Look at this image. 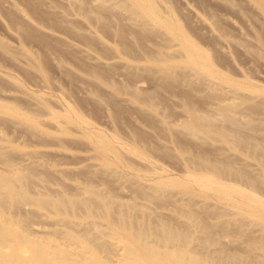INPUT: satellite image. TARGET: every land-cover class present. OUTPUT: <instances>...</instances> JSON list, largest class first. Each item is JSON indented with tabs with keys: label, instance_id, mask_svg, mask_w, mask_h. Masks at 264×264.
<instances>
[{
	"label": "rangeland",
	"instance_id": "374dc122",
	"mask_svg": "<svg viewBox=\"0 0 264 264\" xmlns=\"http://www.w3.org/2000/svg\"><path fill=\"white\" fill-rule=\"evenodd\" d=\"M9 1L15 3L18 10L21 8L22 12L21 10L15 12L13 11L15 8L11 4L8 6L9 3H3ZM64 1L0 0V116H5L4 113L7 112H9L8 115L11 114L9 117H6V114V118H3L4 120L8 118V121L0 120V141L2 144L5 141L8 143L9 148H11V145L14 148L18 146V148H27L25 151L37 150L38 147L39 150H44L45 160L49 158V161L46 160L50 162L49 165L59 161V164L57 162L52 165L55 167L66 163L71 167L73 166L72 168L67 165L63 166L64 164L61 166L68 167V173H66V169L64 172L67 176L63 174L68 182H65L66 180L62 177L63 171L59 172L60 174L57 173L60 176L56 175L51 179L52 186L55 179L63 180V184L54 182V186L62 184V188L53 187L60 190V192L64 189L65 191L62 192H66L65 195L68 192L73 194L72 191L78 189V187L75 189L76 184L80 182L81 185L78 184V186L83 185L86 188L82 187L85 189L84 192H81L82 189L81 191L78 189L77 195L78 193L82 196L85 194L87 197L86 194L88 193L89 196L91 189L97 191L99 188L98 191L101 192L98 193L103 194L101 196L106 197V199L108 197L113 198L114 201L108 199L109 202L113 203H108V206H105L102 210L106 217L95 218L101 221L102 226L100 225L101 229L99 228V230L102 231L104 228L102 232H105V228L109 230L105 226V223H107L105 220L109 214L110 222L114 221V224L109 222V225H112L114 229L117 228L119 235L122 237L123 230L119 226L121 225L119 219L116 218L117 214V217L121 215L122 211L120 210H123L118 207L120 206L119 201L122 199L123 202L134 203L136 204L135 208L138 207L134 208V211L132 210V214L136 217V224H139V228L143 224L155 226L157 223H164L176 233L189 236L186 238H190L192 241L188 247L193 250L196 256L205 255L212 250L216 251V254L213 253L215 258L210 255L209 263L221 264L222 262V264H230L228 263L230 261L223 263V260L226 259H221L220 256L234 250L236 253L238 251L241 253L238 254L244 257L245 262L250 263V258L252 259L255 256L254 259H256L257 254V264H264V218L262 215L258 212L250 215L245 208L227 203L219 195L212 192L210 188L216 182V177L203 173L201 178L195 176L200 172L194 170L192 163L188 162V157L202 155L220 162L233 163L237 167L243 168L251 179L257 178V185L251 186L240 179L232 177H226L222 179V182L226 187L239 189L256 197L258 207L264 205V153L262 151L264 147V11L258 5L257 9L252 8L244 0H230L232 4L229 5L225 2L224 6L222 0H217L218 3H214L216 0H156L157 7L159 10L161 9L162 13L166 8L174 12L172 14H175L174 17L176 16L180 20L185 34L204 49L213 63L214 69L228 78L227 80L216 76L212 77L203 69L200 71L201 75L212 78V82L207 81V79L204 80L207 84L204 81L203 83L196 81L195 76L197 74L188 75L187 78L184 72L187 74L190 65L186 62L183 63L184 58L176 54L170 58V61L177 64L174 72L178 75V79L162 83L156 78L154 64L157 60L155 55L160 47L163 49L162 46L164 47L165 44V47H174L179 41L178 38L170 41L166 39L164 31L154 32L150 24H148L150 26H142L139 23L137 25L136 21L128 18V14L121 4H118V6L116 4L111 5L109 1L107 2L111 6L109 10L98 11L90 8L93 0H76L71 6H68ZM72 8H81L83 12L79 11L75 15H70V18L65 17L67 20L65 22L62 14L71 12ZM190 8L194 10H192L194 14L190 12ZM184 9L189 14L188 18ZM195 11L200 14L201 18L204 17L202 20L208 21L207 25L212 26L213 24L218 32L215 33V30L210 31L209 28L214 27L206 26L205 23H203L204 25L198 23L199 21L197 22V19H195ZM19 12L23 13L22 15L26 19L21 18V15H18ZM223 17L228 18L224 19ZM25 20H29L38 27L42 25L49 28L55 27V30L52 29L55 32L51 31L50 28L49 34L41 33L31 25V32L29 31L31 34L26 36L17 27V24H24ZM233 21L236 23H233ZM39 24L42 25L39 26ZM232 24H236L239 28L237 29V26ZM72 28L73 31H71ZM238 30H241L242 33ZM75 31H79L80 34H76ZM53 34L54 36H52ZM214 34L219 35L222 39L224 36L229 44L221 46L218 44L220 41L214 37ZM67 41L72 45L69 46ZM171 42H174V44L172 43L174 46L170 44ZM231 43L234 45L232 44L229 47V51L227 50L225 54L220 52L221 48L226 50ZM3 44L9 45V47L12 46L10 50L13 51L9 52L13 56L3 50ZM16 45L31 53L35 58L36 65L27 63L20 50L13 49V47L17 48ZM245 47L249 50H246ZM78 48L84 49L82 51ZM18 49L20 48L18 47ZM85 49L87 52L85 51L86 54H83ZM81 51L82 53H79ZM244 51H247V53L249 51V55ZM250 51H253L252 55ZM225 56L227 59L224 58ZM13 57L16 61L21 60L22 62L17 63L13 60ZM94 58H99L101 61L107 60L111 63L101 65V61V64H99V61L95 59L96 62ZM53 60H56V63L66 61L71 66L67 65L70 70L66 68L60 71L61 69L55 67V61L54 65L52 64ZM115 60L127 61L134 65L133 75H129L126 67ZM179 65L183 67H179ZM87 67L94 69L113 82L116 79L119 80L118 83L116 82L117 84L133 86L135 82L136 84L141 83L143 92L152 95L156 103L155 109L153 111L140 110L137 105L145 106V102L131 98L126 92L120 93L118 97L121 96V99H115V102L111 103L106 97L108 95L107 90H105L106 86L99 84L103 87L99 88L98 83L90 82L91 86L89 81H86L87 77H82V73L86 76L85 69ZM65 70L67 71L65 72ZM81 78H84V81L89 84ZM209 81L211 84L208 83ZM213 81L217 82V89H213V86H216V84H212ZM222 85L228 86L230 92L228 87ZM89 89L90 94L92 90H98L96 91L100 96L101 103L89 98L91 95H85L89 94ZM228 100L238 101L241 104L240 109L238 108L241 111H238V117L241 119L249 118V121L253 124L252 127L242 129L241 133L255 144L256 148L243 145H237L233 148L229 146L230 141L228 140H219L208 136L202 137V141L198 142L196 138L188 137L184 133L182 123L191 118V114H187L189 108L196 109L198 112L211 113L207 115L217 117L219 119L216 118L217 122L224 125L220 114L215 113L217 111L215 106L218 101L228 102ZM129 102L135 103L136 106L134 104L132 106ZM48 110L56 114L47 115ZM66 110L71 117L78 113L77 115L84 122L80 123V126H77L73 121L69 122L68 126L70 127L67 128V123L62 119V115ZM14 115L32 118L38 122L44 132L47 130V132H52L48 135L46 133L47 136H43L47 140L34 134L32 138L31 132L29 133L25 126L21 127L23 124L18 123L21 126L18 124L13 125V123H17L14 122L16 120ZM13 118L14 120H12ZM52 120L55 121L52 122ZM59 125L62 127L66 125L62 128L64 131L60 129L63 133L59 132ZM74 126L75 128H72ZM173 126L177 127L175 128L176 131L171 129ZM55 127H57L56 130ZM177 129L179 130L177 131ZM53 132L56 136H53L52 139L55 137L57 140L48 138L51 134L54 135ZM94 132L111 141L117 148V156H112L110 153L107 155L97 154L94 139L85 137V134L93 137ZM61 136L64 138H61ZM65 136H67L66 139ZM37 138L39 140L42 138L41 142ZM42 140L45 142L43 146L41 145ZM47 143L54 148L48 146ZM135 145L138 146L139 150L134 149ZM59 146L65 148L68 152L66 150V152H62V148L57 152L56 148L59 149ZM18 148H15V150ZM221 152L225 154L223 155ZM62 153V156L59 155ZM53 158L57 160L53 161ZM50 159H53L52 162ZM92 162L93 166L90 164ZM95 162L101 163L95 166ZM74 165L78 168L81 167L80 169L83 171L76 168V166L74 167ZM102 166L103 169H106L103 170ZM107 167L113 169L115 174L112 171V173H107ZM73 168L78 169L80 172L75 169V172H73ZM86 169L88 171L93 170L92 173L90 171L89 173L93 174L94 177L87 173ZM97 169L105 171L106 174L101 175ZM74 180L76 182L73 184ZM69 182L72 183L70 186ZM141 184L143 185L142 188ZM147 185H150V187L146 188ZM73 187L75 190L72 189ZM153 188H157L156 194L151 190ZM86 190L87 193H85ZM93 195L95 196V194ZM148 195L153 197H148ZM95 197L92 198L94 202L100 201V198H102L99 196L100 198L96 200ZM141 209L148 210V212L146 211V213ZM107 212L109 213L107 214ZM18 213L23 214V212ZM35 213L38 215V212H34L33 215ZM82 214L83 217L86 216L84 213H81V216ZM37 215L31 216L28 221L33 225H38L39 235H44L45 231L48 230L47 232L50 235L47 232L46 234L49 237L52 236L53 234L50 231L55 225L51 220V216L50 218L45 216L44 218L48 219L43 220L41 213L38 215L39 217ZM79 215L76 218H80L81 220H78L81 223H84L86 218H91V216H86L85 219H82L83 217H79ZM189 218L193 220V224L188 222ZM249 218L254 219L253 224L257 221L259 225L256 223L258 226L255 224L256 227H254L255 225L252 227V220ZM78 220L76 221L78 222ZM248 221L250 224L247 223ZM44 227H46L45 230ZM47 227L51 229L49 230ZM75 228L80 229L78 226ZM103 236L104 240L109 239L106 234ZM216 237L217 241L215 242ZM50 238L56 239L57 237L52 236ZM193 239L198 242H193ZM242 241L244 242L242 243ZM246 241L247 244H245ZM250 241L255 242L257 249L249 248L248 243ZM83 244L86 246L88 244L94 256H106L107 251L93 248L89 242H83ZM110 249L112 257L110 255L111 258L108 259H112L116 253L113 248ZM250 250L256 252L251 251L252 254ZM91 256L93 255L91 254ZM218 258L221 260L220 263H218ZM107 261L110 263L109 260ZM111 262L114 263V259Z\"/></svg>",
	"mask_w": 264,
	"mask_h": 264
},
{
	"label": "bare ground",
	"instance_id": "6f19581e",
	"mask_svg": "<svg viewBox=\"0 0 264 264\" xmlns=\"http://www.w3.org/2000/svg\"><path fill=\"white\" fill-rule=\"evenodd\" d=\"M3 1H8V0H3ZM65 1L68 4V6H71V4H74L76 2V0H65ZM218 1L216 0V2H214V3H218ZM222 1H223V6H224L225 2L228 3L229 5L232 4V3H230V0H222ZM244 1H246V3H248L249 5H251L252 8L257 9V5H258L264 11V0H244ZM107 2H109L111 5L116 4L117 6H118V4H121L124 7L125 11L127 12L128 18H130V19L132 18L134 21H136L137 25H138V23H139V25H142V26H146V25L150 24L152 29L154 30V32L164 31L166 34V39H168L170 41L174 38L179 39V41L177 43L175 42L176 43L175 46L173 45L174 42L170 43V44L173 43L172 45L174 47H169V46L165 47L166 46V44H165V46H164L165 49L163 46H162V48L164 50L161 49V47H160L158 49V53L155 55L157 62H156V64H154V69H155V73H156V78L160 82L165 83V82L172 80V79L173 80L178 79V75L174 72L175 66H177V64L175 62L170 61L171 60L170 58H172L176 54H179L181 57L184 58L183 63L186 62L190 65V67L187 69V74H185L186 72H184V75H187V78H188V75L192 76L193 74H197L195 76L196 81L202 82V83L205 79H207V81L208 80L211 81L212 78L201 75L200 71H201V69H203L212 77L216 76V77H220V78L228 80V78L221 75L218 71H216L214 69L213 63L209 59V56L204 51V49H202L196 42H194L191 38H189V36H187L185 34V32L183 31V29L181 27L182 24H181L180 20L176 16L174 17L175 14L174 15L172 14V13H174V12H171L172 10L170 11V10H168V8H166V9H164V11L162 13L161 9L159 10L157 7L158 4H156V0H93L91 3L92 6L90 8L92 10H98V11L99 10H107V9L109 10V8L111 6H109V3H107ZM3 3L4 4L9 3L8 6L11 4L15 8V10L13 9V11H15V12H18L19 10H21V12H22V9L19 8V10H18L17 9L18 6L16 5L17 7H15V3H12V1L3 2ZM219 3L221 4V2H219ZM7 4H6V6H7ZM185 6H184V8H186ZM188 8H189V6H188ZM226 8H227V4H226ZM190 9L189 10L192 13L194 10L192 8H190ZM189 10H188V13H189ZM79 11L83 12V10L81 8H72L71 12L63 13L62 17H63L64 21L66 22L67 20L65 17L70 18L69 17L70 15H75L77 12L79 13ZM21 12H19L20 14H18V13L17 14L21 15V18L26 19L22 15L23 13L21 14ZM185 13L184 14L187 15V18H188L189 14H187V11ZM193 14H194V12H193ZM198 15L200 16V14H198V12L196 13V11H195V19H197V22L199 21L198 23H202V24L205 23L206 26H211L210 24L207 25L208 24L207 20H205V19L202 20V18H204V17L201 18V16L199 17ZM227 18L228 17H225L224 19H227ZM192 20H193V18H192ZM178 21L180 22V24ZM203 21H206L207 23L203 22ZM131 22H132V20H131ZM195 22H196V20H195ZM227 22H228V20H227ZM229 23H230V21H229ZM233 23H236V22L233 21ZM31 25H32V27L37 29V31L39 30V32L41 31V33H45V34L46 33L49 34L50 30L51 31L55 30V27H52V28L50 27L51 28L50 29L48 26H45V25L43 27L42 24H39V26L42 25V26H40L41 27L40 28L36 24L31 23L29 20H25L24 24H17V27L27 36V35L31 34L30 33L31 32L30 31ZM134 25H135V23H134ZM150 25H148V26H150ZM203 25H201V26L204 27ZM232 25H236V24H232ZM236 26H234V27L236 28ZM211 27H214V25L212 24ZM206 28H209V27H206ZM238 28H239V26H237V29ZM69 29H70V27H69ZM209 29L211 32H213L216 28L215 27L212 28L213 30L211 28H209ZM216 30H215V33L218 32ZM71 31H73V28ZM238 31H240V33H242L241 30H238ZM53 32H55V31H53ZM75 32H76V34H80L79 31H75ZM52 36H54V34ZM214 37H216L220 41V43H218V44H220L221 46H223L224 44L226 45L227 43L229 44V42L224 39V36L222 39L219 37V35L214 34ZM64 39L65 38H63V40ZM69 42H71V41H69ZM233 43H231L229 46H227L228 48L226 47L227 48L226 50H224V48H221V46H220V48H221L220 52L225 54L227 52V50L229 49V47L232 46ZM67 44H69V46L72 45V44L68 43V41H67ZM73 45L75 46V44H73ZM16 46H17V48L15 49V47H13V49L14 50H20V53L25 58L27 63H29L31 65H36L35 58L32 56L31 53H29L25 49L23 50V48L21 49V47L18 45H16ZM240 46L243 47L242 45H240ZM11 47H9V45L3 44L2 48L7 53L9 51H13V50H10V49H12ZM18 47L20 49H18ZM78 49H81L83 51L84 48H78ZM243 49H244V47H243ZM245 49H246V47H245ZM246 50H249V49H246ZM82 51L79 53H82ZM85 51H86V49L84 50V52ZM84 52H83V54H86L87 51L85 53ZM244 52L247 53V51H244ZM12 53L15 54L16 52H12ZM248 53H249V51H248ZM252 53H253V51L250 54L252 55ZM9 54H10V52H9ZM16 55H18V54H16ZM11 56H13V54ZM15 58H16V56H15ZM15 58L13 60H15ZM91 58H93V57H91ZM224 58H226V56ZM95 59L99 61V64L102 63L101 65H103V64L109 65L111 63L107 60L101 61V59L99 60V58H94V60ZM54 61H55V65H56L55 67H57L59 70L61 69L60 71H62L63 69H66L68 66H70L66 63V61L65 62H62V61L59 62L58 61L56 63V60H53V63L51 62L53 65H54ZM100 61H101V63H100ZM115 61H117V63L119 62L122 66L126 67L129 75H133L134 68H135L134 65H132L131 63H129L127 61H121V60H115ZM16 62L18 63V62H22V61L20 60V61H16ZM179 67H183V66L179 65ZM58 69H57V71H58ZM68 70H70V68ZM66 71L67 70H65V72ZM72 72L74 73V70ZM82 74H83L82 77H84V78L87 77L86 81L88 80L89 83L90 82L91 83H98L97 85L99 86V88L100 87L103 88L102 86H106L105 90H107L108 95L106 93H103V94L107 95L106 97H107L108 101H110L111 103H114L115 99L118 100V98H119L118 96L120 95V93L126 92L131 96V98L136 99V100L140 99V100H143L145 102L144 103L145 106L137 105L140 110L153 111L155 109L156 103L154 102L152 95H150L146 92H143L144 90L141 87L142 85H140L141 83L136 84V82H135V84H133V86L121 85V83L117 84L119 82V80L116 79L113 82L112 80H109L107 77L102 76L99 72H97L94 69L89 68V67H87L85 69L86 76H84V73H82ZM84 78H81V79H83V81H84ZM41 80H43V79H41ZM190 80H191V78H190ZM210 81L208 83H210ZM204 82L206 83V81H204ZM85 83H88V82H85ZM91 83L89 85L92 86ZM99 84H102V86H100ZM212 84H216V86L214 85L215 87L213 86V89L214 88L217 89L216 88V87H218L217 82L213 81ZM94 86H95V84H94ZM222 86H224V85H222ZM95 87H97V86H95ZM224 87H228V86H224ZM88 88H89V86H88ZM85 89H86V87H85ZM224 89H226V88H224ZM94 90H92L91 94H90V89H89L88 90L89 94H85V95H87V96L91 95L89 98H91L92 100L94 99L96 101H99V103H101L100 102V96L97 93L98 90L97 89H96L97 91L96 90L94 91ZM231 91H232V89H231ZM229 92H230V88H229ZM233 92L235 93L234 89H233ZM26 98H28V97H26ZM101 98H102V96H101ZM104 98H105V96H104ZM119 99H121V96ZM130 100H132V99H130ZM125 101H127V100H125ZM130 103L131 102H129V104ZM131 104H132V106L135 105V103H131ZM240 105L241 104H239L238 101H235V100H230V101L228 100V102H226V101L216 102L215 109L217 111L215 110L216 111L215 113L220 114L221 119L224 122V125L219 124L217 122L219 120L217 117L216 118L218 120H216V118L211 116V115H207V114H211V113L198 112L196 109L189 108V111L188 112L185 111V112H187V114H191V118L183 121V123H182L183 131L188 137L196 138V140H198V142L202 141L201 140L202 137L208 136V137H215L219 140H223V139L228 140V141H230L229 146L233 147V148L237 145H243V146H247L250 148H256V145L253 144L251 141H249V139L247 137H245L244 135H242V133H241L242 129L252 127L253 124H251V122L249 121L250 119L247 117H246L247 119H245V118L241 119L240 117H238L239 116L237 114L238 111L241 112L239 110ZM213 111H214V109H213ZM7 113H9V112H7ZM7 113H4L5 116ZM183 113H184V110H183ZM46 114L47 115H49V114L54 115L56 113L52 112L51 110H48L46 112ZM77 114H75L74 117H71L70 113H68L67 110L65 113H63L62 119L64 122L67 123V128L70 127V126H68L69 122L73 121L74 123L77 124V126H80L81 125L80 123L84 122L82 120V118ZM235 114H237V115H235ZM5 116L4 115L0 116V120L2 119L3 121H8V118L6 120H4V119L6 117L11 116V114H9V115L7 114V116L6 117ZM14 116H15L14 118H16V120H14V118L12 120H14V122H17V123H13V125L14 124L16 125L18 123L23 124V126H21V124H18V125L21 126L22 128L25 126L26 129L29 130V131L28 130L27 131L29 133L31 132V134H32L31 137L32 136L34 137V135H36L38 137H43L44 135H46V133L48 135L52 132V131L47 132L48 130L46 132H44L40 128V126L38 125V122L32 118L20 116V115L19 116L14 115ZM3 121H1V122H3ZM54 121L52 120V122H54ZM56 122L58 124H60L59 121L56 120ZM52 125H53V123H52ZM70 125H72V124H70ZM65 126H63V127H65ZM14 127H16V126H14ZM57 127H55V130ZM63 127L59 125V127H58L59 132L64 131V129H62ZM173 127L171 129L176 131L175 128H177L179 126L177 125V127H174V129H173ZM72 128H75V126ZM60 129H61V131H60ZM178 130L179 129H177V131ZM53 133H54V135L51 134L48 137L50 140L52 139L53 136H56L55 132H53ZM61 133H63V132H61ZM63 136H61V138H64ZM66 137L67 136H65V139H66ZM85 137H87L88 139L89 138L94 139V147L97 151V154L107 155L108 153H110L112 156H117V152H118L117 148L111 143V141L109 139L104 138V136H102L101 134L94 132L93 137L90 136L89 134H85ZM58 138H59V135H58ZM41 139L42 138H40V140ZM54 139H55V137L52 140H54ZM40 140L38 139L39 142H41ZM45 140H47V139H45ZM55 140H57V138ZM2 141H4V140H2ZM42 141H43L42 144L39 142L38 143L43 146V143H45V142H44V140H42ZM4 143H6V142L4 141ZM4 143L3 144H2V142L0 143V264H213V263H209L208 261L211 258V256L213 258H215V256H213V253L216 254L215 253L216 251L214 252L212 250V251H209V253H207L205 255L196 256L194 254L193 250L188 247L190 242L192 241V240H190V238H186L189 236L176 233L173 229L169 228L164 223L163 224L157 223L155 226H151V225L147 226L146 224H143L141 226V228H139V224H136V217L134 216V214H132V210L134 211L136 204L133 203L134 204L133 205L132 203H129V202H123L124 200L122 201L121 198H120L121 201H119L120 206H118V207L119 208L121 207L123 210H120V211H122V213L119 212V213H121V215L117 217V215H118L117 214L116 218L119 219L118 221L121 224L119 226L123 230L122 237L119 235L117 228L114 229L112 225H109V222H110V219L108 218V217H110L108 214L109 212H107L108 217L105 220L107 222V223H105V226L108 227L109 230H106V228H105V232H102L104 230V228H103L102 231H100L99 228L101 229V226H102L100 223L101 221H98L95 218L106 217V216H104L105 214L102 213L103 212L102 210L104 209L105 206H108V203L111 202V201L109 202V200H112L113 198L111 199L108 197V199H109L108 200V199H106V197L101 196L103 194H101V195L99 194L101 192L100 190H99L100 192L98 191L99 188L98 189L96 188L97 191H95L94 189H91L89 191V194H90L89 196H88V193L86 190L85 193H87L86 194L87 197L85 196L84 193H83L84 196H82V194H80L81 195L80 196L79 193H78V195H79L78 196L76 194L77 190L79 189V191H81V189H82L83 191H81V192H84L85 189H83L82 187L86 188L83 185L78 186V184L81 185L80 182L77 183L76 186L73 185V186H75V189L78 187V189H76V191H72L73 194L70 193V194L74 195V192H75L74 196H72V195L70 196L68 191H67L68 192L67 195H65L66 192L65 193L62 192V191H65L64 189H62L60 192V190L54 188V187L60 188L61 185L64 183L63 180L60 181V180H57L58 179L57 177H56L57 179L54 178L56 182H58V183L63 182V183L60 186H58L60 183L56 184L54 186V184H55L54 183L55 181H54L53 182L54 187H53L51 184V181H52L51 179L53 178V176L59 175L60 174L59 172L63 171L62 177L64 178V180H66L64 177L66 174L64 172L67 170L66 173H68V167L67 166L71 167V165H68L66 163L64 164L63 162H61L64 164V165L61 164V166L62 165L63 166L67 165V166L61 167V166L56 165L54 167L55 163L58 162L57 164H59L60 162L56 161V162L52 163L54 165H52V164L49 165V163H50V162H48L49 158H47L46 160H48V161H46L45 157H44L45 155L43 153L44 150H39L38 147H37V150L30 149L29 151H27V150L25 151V149H27V148L20 147V148L24 149V150L23 149L21 150L17 146L15 148H18L20 150H18V149L15 150V148L12 147V145H11V148H9L8 143H6L7 146L4 145ZM47 145H48V143H47ZM50 145H48V146H50ZM48 146H47V148H49ZM44 147H46V146H44ZM51 148H54V147H51ZM61 148H62V150H61L62 152L66 150L65 148L63 149V147L59 146V149L56 148L57 152ZM134 149L139 150L137 145H135ZM51 150H53V149H51ZM262 151L264 153V147L262 148ZM45 154H46V152H45ZM69 154H71V153H69ZM222 154L224 155L225 153H222ZM59 155L62 156L63 153L59 154ZM51 156H52V153H51ZM63 158H65V157L63 156ZM55 159L53 161H55ZM52 160H51V162H52ZM188 162L192 163L194 170H196L197 172H200V174H197L195 176H198L199 178H201L202 173H203V174H210L211 176L216 177V182L213 185H211V187H210L212 189V192L219 195V197L223 198L227 203H229L231 205H237L238 207L245 208L246 212L248 214L253 215V214H257V212H258L264 218V205L258 207L256 197L249 195L242 190L226 187L224 182H222V179H224L226 177H232V178L240 179V180L250 184L251 186H255V185H257V178L254 180L251 179L250 176L247 174V172L243 168L237 167L233 163L220 162V161H217L214 159H209V158L202 156V155L201 156L200 155H198V156L193 155L191 157H188ZM95 163H94V165H95ZM97 163L95 166L99 165V163H101V162H99L98 164ZM90 164H91V166H93V162ZM90 164H88V165H90ZM81 165H79V166H81ZM75 166L76 165H74V167ZM104 167H106V166H104ZM76 168H78V166H76ZM80 168H78V169L81 170ZM101 168L103 169V166ZM74 169L75 168H73L72 170H74ZM78 169H75V170L79 171ZM83 169H84V167H83ZM105 169L106 168H104L103 170H105ZM75 170L73 172H75ZM81 171H83V170H81ZM86 171H87V173H89V171L91 172L93 170L88 171L86 169ZM106 171H108L107 173L112 171L115 174L113 169H110L108 167H107ZM84 172H85V169H84ZM99 172L101 173V175L106 174V172L102 171V170ZM57 173H59V174H57ZM70 173H72V172H70ZM91 173H89V174L91 175ZM111 173H110V175H111ZM63 174H65V175L63 176ZM91 176H93V174ZM62 177H61V179H62ZM65 182H68V181L66 180ZM70 182H71V180H70ZM70 182L68 183L69 186L72 183L74 184V182H76V181L74 180L72 183H70ZM68 184H66V185H68ZM148 186L150 187V185H147L146 188ZM65 187H67V186H65ZM142 187H143V185L141 186V188ZM32 188H35L37 190L32 189ZM41 188H42V190H41ZM72 189H74V187ZM147 190H150V189H147ZM151 190L154 191L156 194L157 188H153ZM152 191H150V192L152 193ZM90 192L95 194L96 197L93 194H91ZM155 194H153V195H155ZM99 196L102 198H100ZM93 197L97 198L96 200H98L99 198L101 200L96 201L97 202L96 203L93 201V199H92ZM148 197H153V196L148 195ZM125 200H127V199H125ZM113 201H114V199H113ZM115 201H116V199H115ZM111 203H113V202H111ZM114 204L118 205L115 202H114ZM142 205H143V203H142ZM145 205H144V208H145ZM136 208H138V207L136 206ZM142 208H143V206H142ZM143 209H141V210L144 211L145 209L144 210ZM146 209H147V207H146ZM123 211H124V214H123ZM146 211L148 212V210H146ZM146 211H144V212H146ZM18 212H23V214L20 215V213H18ZM34 212H38V215L41 213L42 217L41 216L40 217L42 219L45 216H47L49 218L51 216V220H53L55 226H53L52 229L50 227H47V229H49V230L51 229L50 233L53 234L52 236H55L58 239L57 238L56 239L50 238L52 236H50V237L48 236L50 234L47 232L48 231L47 229H46L47 231H45V234L47 232L48 235L47 234L43 235L42 233H41L42 235L38 234L40 231V229L38 228V225L37 224L33 225V223L28 221V219L31 218V216L34 217L37 215L36 213L33 215ZM80 212L84 213L86 216H91V218L87 219L85 215H84L85 217H83V214L81 216ZM78 215H79V217H83L82 219L86 218L84 223H81V221L78 220L80 218H78V219L76 218ZM41 218H39V219H41ZM46 219H48V218H44L43 220H46ZM249 219H251V218H249ZM76 220H78V222ZM251 220H249V221H251ZM253 220L251 221L252 227L257 223V221L255 220L256 222H255V224H253L252 223ZM249 221L247 223H249ZM53 222H52V224H53ZM188 222L189 223L191 222L192 224L194 223L191 218H189ZM110 223L114 224V221H111ZM257 224L259 225V223H257ZM256 225L254 227H256ZM77 226L80 227V229L75 228ZM190 227H192V226H190ZM45 228L46 227H44L43 229L45 230ZM43 229L41 228V230H43ZM105 234L107 235V237H109V239H106V240L103 239L104 236L102 237V235H105ZM218 236H220V234H218ZM101 237H102V240H101ZM223 237H224V235H223ZM218 240H219V238H218ZM194 241H196V239H193V242ZM216 241H217V237H216L215 242ZM83 242H87V243L89 242L91 244V246H93V248H99L101 250L107 251L106 256H104V257L101 255L94 256V254L91 251V248L88 247V244L86 246L83 244ZM196 242H198V241H196ZM243 242L244 241H242V243ZM245 244H247V241ZM248 246L250 249H252V248L257 249L254 241H250L248 243ZM110 248H113L116 252L115 256H114L115 258L114 257L112 258V259H114V263L111 262L112 259H108L112 253ZM231 251H233V252H226L225 254L220 256L221 259H226V260H223V263L230 261V262H228L230 264H257V254H256V259H254L255 258V256H254V258L253 257H252V259L250 258V263H248V262L244 261L243 256L239 255L241 253H239L238 250H237L238 251L237 253L234 252V250H231ZM251 251H253V253L256 252L254 250H250V252ZM91 254L94 257L91 256ZM218 255H220V254H218ZM111 257H112V255H111ZM250 257H251V254H250ZM107 260H109L110 263ZM220 261H221L220 258H218V263H220ZM221 264H222V262H221Z\"/></svg>",
	"mask_w": 264,
	"mask_h": 264
}]
</instances>
